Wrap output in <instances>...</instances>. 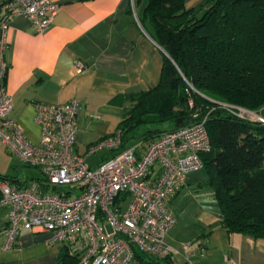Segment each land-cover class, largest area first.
Segmentation results:
<instances>
[{
  "label": "built area",
  "instance_id": "2783aa9c",
  "mask_svg": "<svg viewBox=\"0 0 264 264\" xmlns=\"http://www.w3.org/2000/svg\"><path fill=\"white\" fill-rule=\"evenodd\" d=\"M0 10V143L40 173L22 184L0 175V204L7 207L0 251L14 247L20 228L37 227L50 233L52 243L65 245L77 264H134V249L159 258L172 256L174 248L165 241L175 223L170 201L187 175L202 168L201 155L210 150L206 115L161 132L143 151L139 142L119 149L121 132L116 129L79 153L75 148L78 99L36 101L39 140H28L10 116L12 96L5 85L7 30L12 17L23 16L42 32L58 5L54 0H5ZM76 64L78 69L84 67ZM222 105L239 117L264 122L258 112ZM104 151L112 154L89 164L88 156Z\"/></svg>",
  "mask_w": 264,
  "mask_h": 264
},
{
  "label": "crops",
  "instance_id": "0c3cea01",
  "mask_svg": "<svg viewBox=\"0 0 264 264\" xmlns=\"http://www.w3.org/2000/svg\"><path fill=\"white\" fill-rule=\"evenodd\" d=\"M54 1L58 10L42 32H36L26 17L10 20L5 51V85L12 96L10 116L28 140L37 142L40 130L34 120V103L77 98L75 148L84 153L89 144L116 130L131 105L129 93L147 90L159 82L164 51L139 20L148 0ZM200 1L184 3L196 7ZM77 61L84 67L78 69ZM151 140L141 143L140 150ZM136 143L131 141L127 146ZM109 154L91 155L87 161L96 165ZM187 178L170 201L175 223L165 234V241L174 248L173 261L264 264V238L229 232L221 225L220 208L214 190L205 181L206 173L197 183ZM188 206L190 216L201 226L193 229L189 240L186 232L191 223L185 221L181 228L182 218L175 215L178 210L187 215ZM6 222L7 207L0 204V241ZM64 250L65 245L50 241L48 231L20 228L14 247L0 251V264H56ZM150 258L135 257L134 264H153Z\"/></svg>",
  "mask_w": 264,
  "mask_h": 264
},
{
  "label": "trees",
  "instance_id": "16d2710c",
  "mask_svg": "<svg viewBox=\"0 0 264 264\" xmlns=\"http://www.w3.org/2000/svg\"><path fill=\"white\" fill-rule=\"evenodd\" d=\"M139 20L165 53L159 82L128 95L131 105L116 128L119 149L140 126H149L140 135L148 141L206 115L211 147L201 155L202 167L220 223L229 232L264 238V122L222 105L264 116V0H202L196 7H186L184 0H148ZM164 122L172 126H155ZM134 255L150 256L153 264H189L138 249ZM56 264H77V257L65 248Z\"/></svg>",
  "mask_w": 264,
  "mask_h": 264
},
{
  "label": "rangeland",
  "instance_id": "374dc122",
  "mask_svg": "<svg viewBox=\"0 0 264 264\" xmlns=\"http://www.w3.org/2000/svg\"><path fill=\"white\" fill-rule=\"evenodd\" d=\"M261 115V114H260ZM154 126V125H153ZM152 126V127H153ZM157 127H161V128H169L172 126V122H164V123H158L157 125H155ZM149 126L147 125H143L140 126L139 128H137L134 131V135L135 137L132 139L133 143L136 142H140L143 143L146 140H143V138L140 136L141 133ZM15 157H17L16 155H14L13 153H11L6 147L5 145H3L2 147L0 146V174L7 176L8 178H16L18 180H22V181H28L32 178H35L37 176L40 175L39 170L35 167H31L28 164H25L23 161L20 162V160H17ZM205 176V168H200L198 170H195L193 172H190L188 174V180L190 182H195L197 183V181L201 180L202 178H204ZM125 204V202L123 203V205ZM190 209L191 207H187V215H183L182 210H178L177 213H175L176 218L181 217L182 219L179 220L180 225H178L179 227L182 228L184 223H187L185 221H189V226L187 228V232L186 235H188V239L189 237L193 236L194 234V230L193 229H198L201 228V226L197 225V222L190 216ZM208 216H211V219L213 218L212 214H206ZM201 232V229H200ZM187 243H190V241H186Z\"/></svg>",
  "mask_w": 264,
  "mask_h": 264
},
{
  "label": "water",
  "instance_id": "95a60500",
  "mask_svg": "<svg viewBox=\"0 0 264 264\" xmlns=\"http://www.w3.org/2000/svg\"><path fill=\"white\" fill-rule=\"evenodd\" d=\"M162 49V48H161ZM163 50V49H162ZM164 51V50H163ZM164 53H165V51H164ZM181 120H182V118L180 117V118H178L177 119V121H176V125H179L180 124V122H181Z\"/></svg>",
  "mask_w": 264,
  "mask_h": 264
}]
</instances>
